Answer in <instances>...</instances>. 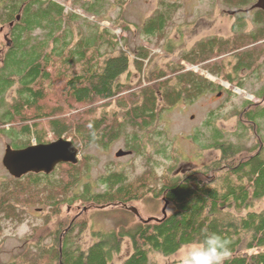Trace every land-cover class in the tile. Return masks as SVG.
<instances>
[{"label":"trees","instance_id":"trees-1","mask_svg":"<svg viewBox=\"0 0 264 264\" xmlns=\"http://www.w3.org/2000/svg\"><path fill=\"white\" fill-rule=\"evenodd\" d=\"M103 1L79 5L97 14ZM221 1L239 17L251 11L248 8L257 0ZM177 7V3L162 1L160 11L144 23V33L163 37ZM64 11L55 0H11L0 8V22L8 25L11 42L0 48V93L15 86L13 107L0 113V132L14 141L21 139L19 148L33 139L46 143L64 136L82 155L77 164L61 163L49 175L28 173L24 181V177L13 179L4 186L1 220L21 222L22 205L44 204L47 209L44 224L32 226L29 245L5 264H113L125 237H130L131 253L120 264H150L152 253L173 254L186 243L199 241L205 228L230 241V257L224 264H264V209L248 210L253 201L264 196V139L258 123L264 119V93L257 94L261 102L245 99L234 111L241 129L239 142L227 139L218 128L209 134L202 147L221 150L212 164L172 176V166L160 177L153 170L145 171L133 182L113 171L99 180L106 184L104 191L91 192L86 183L82 192H76L81 176L90 169L92 156L84 154L87 148L108 147L125 125L145 131L180 101L192 102L224 86L181 65L154 70L145 76V82L139 80L133 86L123 84L120 76L128 71L131 58L129 49L120 46V36L101 26L75 33L79 15ZM252 15L253 31H245V23L237 22L234 29L241 34L236 38L198 41L181 53L180 61L243 88L241 80L234 82L239 73L264 65V11L253 9ZM9 22H13L11 27ZM134 51L133 65L141 72L148 52ZM227 54L236 58L235 64L225 59ZM229 67L234 76L227 72ZM228 92L233 93L232 89ZM250 133L257 136L253 145L243 141ZM55 173L59 178H53ZM151 180L161 183L150 186ZM147 193L167 202L165 217L162 213L159 220H140L131 230L98 233L100 239L86 248L76 241L86 230V221L77 226L74 219L62 231L63 204L81 201L87 210L97 205L128 206L145 201ZM228 208L247 211L231 214Z\"/></svg>","mask_w":264,"mask_h":264},{"label":"rangeland","instance_id":"rangeland-1","mask_svg":"<svg viewBox=\"0 0 264 264\" xmlns=\"http://www.w3.org/2000/svg\"><path fill=\"white\" fill-rule=\"evenodd\" d=\"M55 1L64 6V13L74 12L79 15V18L76 19L78 21L74 25L75 33H88L91 26H101L120 36V46L126 50L129 49L131 58L129 69L120 76V81L131 86L138 83L139 80L145 82V76L154 70H166L177 65L200 71L211 81L223 84L226 81L209 75L204 70H199L198 66H188L189 64L184 63L183 60L180 61L181 53L192 49L198 41L210 37L231 38L233 40L232 38L241 34L237 32V29H234L237 22H244V30L247 32L255 29L252 19L253 9L244 11L246 15L238 17L237 13L231 14L230 12L233 10L225 7L221 0H104L101 9L99 7L100 13L97 14L86 12L79 5L82 2L91 4V0ZM162 1L177 3L178 7L165 27V35L158 38L145 34L143 28L147 18L160 11ZM20 19L19 16L17 20L20 21ZM11 23L13 25V22ZM7 32L8 25L0 22L1 50L2 47L7 46ZM36 33H40V31H36ZM9 44H11L10 40ZM133 50H135V54L136 51L143 52L146 50L148 52L141 72L136 70L133 65V58L135 57ZM227 55L225 59L228 58L232 65L235 64L236 58L233 55ZM1 62H3L2 58H0V64ZM226 70L227 72L231 71L234 76L235 73L231 67ZM240 80L244 85L241 91L236 92L234 90L236 86L233 87L227 82L228 84L223 87L225 89L221 87L217 91H207L192 102L180 101L171 109L163 112L160 119L157 120L158 122L145 131L136 127L132 129L131 125H125L119 138L109 144L108 147L90 146L87 148L84 154L92 156L90 169L83 173L81 182L75 191L82 192L86 183L89 184L91 192L104 191L106 184L99 180L113 171L122 172L126 176L127 182H133L145 171L153 170L160 177L167 174V168L172 166L173 169L169 172L172 176L177 173L185 174L199 167L212 164L220 157V149H204L202 146L207 142L209 134L214 128L221 130L225 137L234 143L239 142L238 133L241 129L234 111L242 107L245 99L261 102L257 96V91L264 85V65L258 68L255 73L241 71L234 82ZM231 89L233 93L229 94L228 91ZM14 91L15 89H13V94ZM11 95L12 92L9 93L8 99ZM248 95H251L252 98L249 99ZM261 104L264 106L263 102ZM258 123L261 127V136L264 139V119L260 118ZM250 134V137L243 138V141L253 145L258 141L257 136ZM135 135L138 139H133ZM48 136L51 137V135ZM52 140L55 139L50 141ZM32 143H35L34 139ZM7 144L13 148H19L22 145V140L14 141L7 134L0 132V192L3 191L4 186L9 181L15 179L2 164V157ZM119 150L130 153L117 157L116 153ZM78 157L79 161L82 160L80 153ZM54 170H58V167L56 166ZM56 173L53 178H59ZM23 177L22 181L28 178L25 175ZM151 181L150 186H156L157 183L159 186L161 183L159 180L157 183ZM152 195V193H147L145 201L137 200L128 206L103 207L104 205H97L89 210H87L85 202L81 201L71 205L63 204L61 211L65 226L62 231L74 219H76L77 226L86 221V230L80 239H76L82 248H86L100 239L98 233L103 234L134 228L140 219L133 212V208L138 210L141 219L159 218L165 203L162 199L153 198ZM262 209H264V196L253 201L248 207V210L261 211ZM228 211L231 214L242 215L247 210L238 212L233 208H228ZM20 213L23 220L19 223L0 219V264L10 262L26 245H29L27 239L33 233L32 226L44 224L47 209L44 204L27 207L22 205ZM77 230L78 227L73 230V236ZM178 251L170 255L152 253L150 264H180ZM130 253V237H125L122 250L119 255L114 256L112 263L120 264Z\"/></svg>","mask_w":264,"mask_h":264},{"label":"water","instance_id":"water-1","mask_svg":"<svg viewBox=\"0 0 264 264\" xmlns=\"http://www.w3.org/2000/svg\"><path fill=\"white\" fill-rule=\"evenodd\" d=\"M249 9L264 10V0H257ZM230 13L235 12L231 11ZM7 45H9V41ZM226 84L224 83V86ZM234 90L237 92L241 89L235 88ZM129 153V151L119 150L116 156L121 157ZM78 156L79 150L75 144L70 139L59 137L46 143H34L19 149H13L7 144L2 157V164L13 178L19 179L28 173L49 174L60 163L77 164L79 161ZM166 205L167 202L162 209L164 217L166 216ZM133 212L141 218L136 208H133ZM152 219L159 220V218L150 217L143 221L148 222Z\"/></svg>","mask_w":264,"mask_h":264},{"label":"clouds","instance_id":"clouds-1","mask_svg":"<svg viewBox=\"0 0 264 264\" xmlns=\"http://www.w3.org/2000/svg\"><path fill=\"white\" fill-rule=\"evenodd\" d=\"M201 232L199 241L188 242L178 251L180 264H224L230 257V241L206 228Z\"/></svg>","mask_w":264,"mask_h":264},{"label":"flooded vegetation","instance_id":"flooded-vegetation-1","mask_svg":"<svg viewBox=\"0 0 264 264\" xmlns=\"http://www.w3.org/2000/svg\"><path fill=\"white\" fill-rule=\"evenodd\" d=\"M9 1H11V0H0V8H3L4 5H6V2H9ZM10 23L11 22H9V26L11 27L12 25H10ZM8 32H7L6 36H7V39L9 41ZM255 71H252L250 73H255ZM13 89H15L14 85H12L11 87H8L3 93H0V113H3L5 111H9V109H11L13 107V105H11L13 103V98H14ZM10 92H12V95H11L10 99H8V95ZM14 93H15V91H14ZM260 93H264V85L257 91V94H260ZM132 129H134V128L132 127ZM134 133L136 134V132H134ZM136 136L137 135H135V137H133V139H138V137H136ZM220 152H221V150H220Z\"/></svg>","mask_w":264,"mask_h":264},{"label":"bare ground","instance_id":"bare-ground-1","mask_svg":"<svg viewBox=\"0 0 264 264\" xmlns=\"http://www.w3.org/2000/svg\"><path fill=\"white\" fill-rule=\"evenodd\" d=\"M262 10V9H261ZM264 11V10H263ZM19 18V16L17 17V19ZM11 25H12V23H11ZM209 75H211V74H209ZM224 83H227V82H224ZM224 83L222 84L223 86H224ZM228 84V83H227ZM235 88H238V87H234V89ZM240 89V88H239ZM248 98L249 99H251L252 98V96L251 95H248ZM13 149H15V148H13ZM141 221H143V220H146V219H141V218H139ZM144 222V221H143Z\"/></svg>","mask_w":264,"mask_h":264}]
</instances>
